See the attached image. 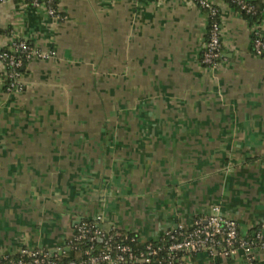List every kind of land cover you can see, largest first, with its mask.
Returning <instances> with one entry per match:
<instances>
[{"label": "crops", "instance_id": "1", "mask_svg": "<svg viewBox=\"0 0 264 264\" xmlns=\"http://www.w3.org/2000/svg\"><path fill=\"white\" fill-rule=\"evenodd\" d=\"M221 13L222 57L202 64L208 11L192 0L0 4V51L28 41L23 89L0 62V255L68 251L85 219L158 239L219 206L242 237L264 225V55L239 8ZM259 30L264 36V0ZM19 90V91H18ZM125 108V112H124ZM104 113V114H100ZM62 251V253H61ZM264 264L185 254L178 264Z\"/></svg>", "mask_w": 264, "mask_h": 264}, {"label": "built area", "instance_id": "2", "mask_svg": "<svg viewBox=\"0 0 264 264\" xmlns=\"http://www.w3.org/2000/svg\"><path fill=\"white\" fill-rule=\"evenodd\" d=\"M8 0H0L6 2ZM28 1L34 6H39L43 1L48 6L49 14L53 17H59L58 11L51 5L52 0H18ZM200 7L208 10L211 21L209 22L208 36L202 55V64L207 67H216L222 57V24L220 11L210 0H192ZM230 3L237 4L242 10L249 13L255 12L253 4L246 0H226ZM253 45L254 52L258 55L264 54V36H262L259 25H255L253 29ZM47 58L48 55L30 46L25 40H17L12 44L11 50L0 51V62L6 68L7 78H9V89H23L22 72L20 68L24 65L23 57L30 60L33 56ZM102 220V216H98L96 224L79 223L77 225V240L89 238L90 241L104 242L107 246L105 249L99 250L97 254L91 255L84 260H69L59 262L54 259L50 251L42 249H29L22 247L16 254L19 258H11L10 255H0V264H154L152 256L158 254L161 248H156L153 244H148L146 252L136 254L132 249L120 244L113 248L111 244L112 237H106V232L101 229L98 222ZM162 236L170 238L171 243L168 246L170 251V263H179V252L197 253L210 252L214 255L217 252L230 254L235 250V245L245 249L249 254L252 247L257 246L264 248V225L256 233L253 241L244 240L240 236L237 222L222 214L219 206H214L212 212L196 219L191 225L178 224L164 232ZM116 249V250H115ZM223 249V251H221ZM56 254V253H55ZM155 264H161L155 263ZM246 264H256L253 257L249 256Z\"/></svg>", "mask_w": 264, "mask_h": 264}, {"label": "trees", "instance_id": "3", "mask_svg": "<svg viewBox=\"0 0 264 264\" xmlns=\"http://www.w3.org/2000/svg\"><path fill=\"white\" fill-rule=\"evenodd\" d=\"M246 1L254 5L255 7L254 13H249L245 10H242L237 4L231 3V5L234 6L235 8H239L242 15L246 19H248V21L250 22L252 26L259 25L262 19L261 6L257 2L254 3L248 0ZM51 5L57 9V0H52ZM218 19L221 20V13H220V17L218 16ZM210 21L211 19L209 18V22ZM28 44L32 46L29 42ZM23 60H24V65L22 66V68H20V71L22 73L26 67L27 62L29 61L25 57H23ZM4 79L6 82V87H9L11 80L7 78V76H5ZM81 223H87V224L92 225V224H96V220L85 219ZM76 235H77V227H76L74 235L67 241L69 250L63 251L62 254L56 253L53 256L54 259H56L59 262H66L69 260L80 261V260L89 258L91 255L97 254L99 250L101 249L107 248L106 247L107 245L104 242H99L97 239L95 241H90L89 238L77 240L75 237ZM109 236L112 237L110 242L113 248L117 247L120 244L127 245L136 254H140L141 252H146L147 251L146 247L148 244H153V246L156 248L160 247L161 250H159L158 254L155 256H152L154 264L159 263V262L161 264H171L170 263V251L168 250V246L170 245L171 240L167 236H161L158 239L142 240L140 236L136 233H124L123 231L119 229H112L111 231L106 232V237H109ZM242 238L244 240L253 241L255 237L248 236V237H242ZM236 248H239L238 244L235 245V249ZM45 251H49V250H45ZM221 251H223V249ZM208 253L210 254V252ZM185 254L186 253L184 252H179L178 258L182 259ZM11 258L17 259L19 258V255L18 254L12 255ZM172 264H178V263H172Z\"/></svg>", "mask_w": 264, "mask_h": 264}, {"label": "water", "instance_id": "4", "mask_svg": "<svg viewBox=\"0 0 264 264\" xmlns=\"http://www.w3.org/2000/svg\"><path fill=\"white\" fill-rule=\"evenodd\" d=\"M55 253H57L56 249H53V250L50 251V254H51L52 257L55 255ZM61 253H62V251H61Z\"/></svg>", "mask_w": 264, "mask_h": 264}, {"label": "rangeland", "instance_id": "5", "mask_svg": "<svg viewBox=\"0 0 264 264\" xmlns=\"http://www.w3.org/2000/svg\"><path fill=\"white\" fill-rule=\"evenodd\" d=\"M33 57L35 58V57H37V56L35 55V56H33ZM4 73H5V76H7V74H6V68L4 69ZM18 91H19V90H18ZM124 112H125V108H124ZM100 114L102 115V114H104V113H100Z\"/></svg>", "mask_w": 264, "mask_h": 264}]
</instances>
